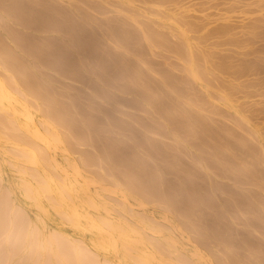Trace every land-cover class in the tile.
Returning a JSON list of instances; mask_svg holds the SVG:
<instances>
[{
	"label": "bare ground",
	"instance_id": "1",
	"mask_svg": "<svg viewBox=\"0 0 264 264\" xmlns=\"http://www.w3.org/2000/svg\"><path fill=\"white\" fill-rule=\"evenodd\" d=\"M60 1L0 0V152L9 154L3 162L16 175L15 180L5 179L0 160V264H208L199 247L214 264H264V193L257 192L264 186V155L259 152L260 159L257 154L262 140L251 118L248 122L242 114L238 117L234 102L225 95H219V105L245 120V127L237 125L246 136L220 128L221 138L214 141L213 133V141L205 139L216 130L208 126L211 119L201 113L195 117L198 110L187 105L190 92L187 101L183 96L192 84L207 92L200 78L203 68L198 70L201 66L192 57L193 41L189 44L186 37L183 46L171 44L170 35L161 40L147 26L149 32L141 28L137 34L125 18L127 9L125 19L115 18L111 29L99 35L86 22L90 15L80 21L72 10L61 8ZM8 20H13L11 25ZM181 28L185 38L189 32ZM106 34L114 37L115 45L106 47ZM133 44L141 49L133 50ZM154 48L170 49L175 60L182 61H175L182 67L173 65L183 74L153 66ZM260 67L253 68L254 75L264 73ZM61 80L83 84L89 92L82 101L68 93ZM113 93L134 95L122 102L146 117L122 112L125 106L117 109L119 104L110 103ZM111 104L116 109H109ZM183 105L191 106L193 114L184 113ZM201 105L196 108L202 112ZM256 137L257 148L249 144ZM96 142L100 147L95 148ZM78 145L83 149L73 152ZM58 149L66 152L63 164L57 160ZM69 151L74 156L77 152L80 165L71 161ZM215 175L232 185L214 181ZM249 180L259 190H241ZM90 185L98 188L91 191ZM214 192L224 196L221 202L216 203ZM105 196L114 204L105 205ZM21 199L35 207L34 221ZM41 199L63 224L91 232L93 250L87 242L49 226ZM149 204L166 212L161 222L146 215ZM89 209L97 213L94 218ZM239 214L245 215L247 231L233 227ZM178 228L196 244L190 257L178 242ZM102 251L112 253L116 261L103 257Z\"/></svg>",
	"mask_w": 264,
	"mask_h": 264
},
{
	"label": "rangeland",
	"instance_id": "2",
	"mask_svg": "<svg viewBox=\"0 0 264 264\" xmlns=\"http://www.w3.org/2000/svg\"><path fill=\"white\" fill-rule=\"evenodd\" d=\"M23 1L26 4L27 3L30 4V2L32 0L31 1L30 0H23ZM56 1L58 2V0H56ZM60 2H62V3H60L59 5L63 4L61 8H63L64 10L66 9L67 12L72 10L74 13H77V14H73V12L71 11V15H77L78 16V17L75 16L78 20L86 19L88 17V15H90L91 17L86 19L87 21L86 20H83V21H86L87 23L89 21L90 24L89 23L88 24L90 26L92 25L93 28L95 27V30L97 32L99 31L98 32L99 35H100L101 30H105V32H103V31L102 32L107 33L108 30H110L111 27L113 26V24L111 26V22L113 21V23H115V18L117 19L119 17L122 19L128 18L127 20L129 22V24H131L132 26L134 25L138 29V31L135 30V31H137V34H139V32H142L143 30L148 31L147 28H151L153 31L155 29V32H153V31L152 32L155 33V35L159 39H161V40L165 39V41H166L167 36L170 35L168 38H170L171 40L170 39H168V40H170L172 42H170V41H168V42H170L171 44L173 43V44L179 45V46H183L185 44L186 37L189 38L190 39V40H188L189 44H190V41H191V43L193 41V43H192L193 45L190 44L192 51H193L192 57L193 58L195 57L194 59L196 62L198 61L197 66H201V68H199L198 70H201L203 68L201 70L202 73H201L200 78L202 80V77H203L202 81H203V83L205 82V87H206L205 90H207V92L206 91L203 92V90H202V92H200L201 90L199 91L200 88H198L199 85H197V84L188 85V87H186V88H189V90L185 88V91H184L185 93L183 95L184 99H186L185 98L186 96L189 97V98H187V99H189L187 105H192L195 108V109L193 108V110L199 111V109H197L196 106H197V104L201 105L200 102H202V105L199 107L202 109V112L200 110L199 113H197L198 112L197 111L195 114V112L191 110L192 109L191 106L184 107L186 105L185 104V105H183V107L185 108V109L183 108L184 113H186L188 111L187 114H190V111H191V115L194 112V116L201 113L202 117L204 115V117L206 119L209 118L208 119L209 121L211 119V122L208 123L211 126L210 125H208V126H209V128H211V129L214 128L216 130L212 129V130H214V132H210V134L208 135L209 137L205 138V139H207V141H213L216 137H217L216 138L217 140H218V137L221 138V136H223V134H224V132L223 133H221V132L224 130H221L220 128H224V129L228 128L229 131H232V133H235V135L237 134V136H238V134H240L242 136L243 135L246 136L244 131H242V129L240 128V127H245V125H246L245 120L238 119V117L242 114L241 116H243L244 119H246V120H248L249 117L251 118V122H249L250 119L248 120V122L251 123L255 127L256 131H258L257 136L259 135L260 141L262 140V142H264V83H262V82H261L262 84L259 83V81H264V73H260V74H256V75L253 74V72H254L253 68H256V66L260 67L261 65H264V28H258L259 25H260V27H261V25H262V27H264V24H262V23H264V22H262V21H264V13H262V12H264V11H261L260 14H257L260 12L259 11L260 8H262V10H264V5H262V4H264V0H262V2L260 0H62ZM90 3H92V6L90 5ZM94 4H96V5L99 4V5L96 6ZM122 6H123V8H122ZM97 8H98V10H97ZM122 9H125V10L121 11ZM126 9H127V11H126ZM128 10H130L129 13H128ZM131 11L133 13H131ZM124 12L127 13L126 14L127 16L129 14V17H127ZM85 14L87 16H84ZM122 14H123V16H122ZM258 15H261L262 18L258 17ZM123 17H125V18H123ZM175 17L178 20L175 21ZM91 18H93L94 20H92ZM172 19H174L173 20L174 22L171 21ZM179 19H181L180 21H182L183 24H182V22H179ZM109 20H110V22H109ZM12 21L13 20H11V21L8 20L7 22H8V24H9V22H11L9 24V25H11ZM104 21H107L110 24H108ZM257 21H258V23H257ZM96 22H100L101 25H97L100 23H96ZM5 23H6V21H5ZM92 23H94V25ZM102 23H103V25H102ZM177 23H179L180 25L182 24L181 26L185 25L186 27L184 26L183 27L184 29H182L179 26V24H177ZM187 23H188V26H187ZM106 24H108V25H106ZM6 25H7V23L5 24V27H6ZM96 26H98L99 28ZM107 26H109L110 28ZM146 26H147V28H146ZM253 26H254V28H253ZM187 27H189V29L191 31H188V29H186ZM136 28H134V29H136ZM141 28H144V29L139 31V29H141ZM179 28L182 29L181 31L186 29L187 30L186 32H189V33H187L188 34L187 36L184 35L185 38H183V35L180 34ZM151 29H149L150 32H151ZM156 30H158V31H156ZM160 30H163V31H160ZM261 30H262V32H261ZM161 32H162V34H161ZM103 33H102V35H103ZM183 33H185V32L183 31ZM51 34L55 35L54 33L50 32V35ZM46 35H49V33ZM137 36H140V35H137ZM108 37L110 39H108ZM111 37L112 36L110 34L109 35L106 34V36L104 35L103 38H105V39L107 38V40L103 39L102 42L105 41V43L107 44L106 47H109V45L111 43L115 42L114 37H112V38ZM172 37H173V39H172ZM251 37H253V38H251ZM100 39H102V38H100ZM111 45H115V43L111 44ZM133 45L135 46L136 44H133ZM133 45H132V47L134 49L131 47L133 50L138 51L139 48L141 49L140 46L136 45V47H134ZM112 47L113 46H110V48H112ZM194 47H195V49H194ZM255 49H257L258 52ZM167 50H169V51H167ZM122 51H123V49H122ZM170 51L171 50L167 49V48H163V49L154 48V50L151 51V53H152L151 56L153 58V60L151 59L152 64H153V66L158 65L157 66L158 68H163V67L169 68L167 70H170V72H172V73L174 72L173 74L175 76L182 75L183 73L179 72L181 70V68H177V67H182V65H181L182 61L179 59L175 60L177 57H175V54L172 55L173 52L170 53ZM153 54H154V57H153ZM199 57H200V59H199ZM175 61H180L179 63H181V64H179L178 62L176 63ZM222 61H225V63L228 64V68L225 64H223L224 62H222ZM169 62L171 63L172 66L169 65L170 64ZM173 63L178 64L177 67L176 66L174 67L175 64L173 65ZM254 63H256L257 65H255ZM219 64H220V66H219ZM179 65H181V66H179ZM221 65H223L224 67L226 66V68L224 69L223 66H222L223 67L222 68ZM260 68L264 69V66H261ZM178 69H180V70H178ZM234 73H237V74H234ZM61 81H63V80H61ZM63 82L64 83L66 82L65 84L68 86V88H67L68 93H70L71 95L74 94L73 96H78V97L82 96L84 98V97H86L85 94H88V92H89L86 87H83L84 86L83 84H80V83L76 84V82H74L75 83V87H74V85H73L74 83H72L71 81L69 82L68 80H65ZM68 83H71L73 86L71 84L68 85ZM255 83H257L258 85L255 86L254 85ZM55 84H57V82H55ZM252 84L255 87H253ZM257 86H259V87H257ZM72 87H74V89H77V90L72 89ZM69 88H71V89H69ZM80 89L82 90V92ZM71 90H73V91H71ZM186 92H188V93H186ZM189 92H190V94H189ZM171 94H172L171 96L174 95V93H171ZM186 94H189L190 96L186 95ZM83 95H85V96H83ZM219 95H222V96L225 95L224 97L227 96L226 97L227 99L229 97L231 100V101L230 100L229 101L234 102V105H235L234 108L236 109L237 113L234 111H231V110H227L223 105L220 106L218 101H217L219 98H221ZM133 96L134 95H132V94H130V95L125 94L124 95V94H119V93L118 94L113 93L111 95V100L114 99L115 102H114V100H112V101L110 100L111 101L110 103L113 102V104L115 106H118V104H119L117 109H120L119 108L120 106H125V104L123 102L125 100H128V98H130V99L134 98ZM82 97L80 100L83 101ZM196 97L199 99L200 102L198 100L196 101V99H197ZM194 98H195V103H196L195 106H194L195 103L192 102L194 100ZM187 99L185 101H187ZM64 100L66 101V98ZM189 102L191 104H189ZM197 102H199V103H197ZM121 103H123V104L121 105ZM114 105L111 104V105H109L110 108L108 106H107V108L113 109ZM202 107L204 108V111H203ZM125 108H127V107L126 106L123 107L122 112L128 111L126 113H129V114L132 113L134 115H136V114L140 115V113L137 112V110L135 111V110H132L130 108H127V109H125ZM114 109H116V108H114ZM235 113L236 114L240 113V114L237 117ZM140 116L146 117V116H142V115H140ZM153 117H156V116H153ZM195 117H199V116H195ZM202 117L200 119H202ZM238 123H239V125L241 123L240 127L237 125ZM208 126L206 124L207 128H208ZM217 130H219V131H217ZM216 131L219 133V135H218V133L216 134ZM213 133H215V134L211 137H212V139L214 137L215 138L212 140L210 138V135ZM256 138L255 139L251 138L249 140V142H251V143H249V144H250V146L255 145L256 146V147L254 146L255 148H257L259 145L261 146L260 151H258L259 150L258 148L260 146L257 148V152H258L257 154H258V157L260 158L261 155H264V146H262V145H264V143L260 142L259 144H257L258 143L257 141L259 138L258 137H256ZM100 143L101 142H99V143L96 142L95 148L97 146L100 147V145H101ZM97 144H99V145H97ZM75 146H74V148H75ZM83 146L79 147V145H78L76 147L78 149H75L73 152L79 150V148H80V150L83 149ZM86 147H84V149H88ZM61 152L62 151L58 149V151H56V157H57V160L61 164H63V160L61 159V157L63 155H65L66 152H62V153ZM259 152L261 153V155H259L260 154ZM71 153L72 152L69 153V158L70 159L72 158L71 161H73L76 164L78 162V164L80 165L79 161L76 160L77 157H75V156H77V152H76L75 156H74V154L71 155ZM8 156H9V154H7L6 152L5 153L0 152V160H1L2 165L4 167L3 168L4 169V177L6 179V178H9V176H11L9 179L15 180V178H16L15 173L13 172L14 173L13 174L12 172H10L12 170L9 169V167L7 166L6 163L4 165V162L6 161ZM58 157H60V158H58ZM260 159H259V161H260ZM261 160L264 161V156H262ZM262 161H260V163ZM260 165H264V163H261ZM260 168L262 169L264 167L260 166ZM88 169L90 170L92 168H88ZM95 170H97V168L96 169L94 168V170H92V171L94 172ZM262 170H264V169H262ZM92 171L90 170L89 172H92ZM97 172H98V170H97ZM97 172H94V173H97ZM88 175L94 176L91 173ZM69 177H71V175ZM167 178H171V176L167 175ZM72 179L74 180V178H72ZM212 179H214V181H216V182H219V183H222V184H225L228 186L232 185V182H230L231 180H229L227 178L224 179L223 177L218 176V175L217 176L215 175V177H213ZM72 182L74 183V181H72ZM251 182L249 180L247 183H250V185H248L247 183L244 186L242 185L241 190L242 189L243 190L248 189V190H255V192L259 189L264 190V186H262L261 188L258 189L259 186L258 185H257L258 187L252 186V185H256V184L251 183ZM106 186H108V185H106ZM97 188H98V185L97 186L90 185L91 191H94ZM260 190L257 192L264 193V191H260ZM213 194H214V198H216L214 200H217L216 203L221 202L222 198L224 197V196L221 197L222 195L219 192L218 193L214 192ZM106 197L107 196L102 198L103 200H105V202H103L104 204L105 203L107 205H110L109 203L114 204V202H111L109 199L107 200L108 197L107 198ZM217 198L218 199L220 198L221 200L220 199L218 200ZM43 199H41L42 200L41 203L48 210L47 216L45 219L46 223L49 226L52 225V227H57V228L61 229L63 232L69 233V234L75 236L76 238H79V239L87 242L90 250H93V248L91 247V244L89 242L90 236H92L91 232L88 231V233H87V231L75 230V229L69 227L67 224H63L62 220H60V216L58 217V214H56V212H54L51 208H49L47 206L48 203H46V201H44L45 199L44 200ZM21 201L24 204V206L27 208V210L31 213L30 214L31 218L34 221V217H33L34 214L33 213L36 211L34 209L35 207L32 205H29L27 200L21 199ZM107 201H108V203H107ZM131 203L134 204V202H131ZM151 205H153V204L146 205L147 207L144 208V212L146 213L147 216L153 217L154 219H157V221L161 222V220L159 218L161 217V215L164 216L166 212L163 211V209H160L162 207H160V208L155 207L158 205H153L154 207H151ZM152 208H153V210H151ZM87 212H88V215L90 218H94V215L95 216L97 215V213H95L91 209L87 210ZM100 212H101V214H104V212H102V210H100ZM111 214L114 217H117V215L113 214V212ZM151 214H152V216H151ZM262 215H264V214H262ZM244 216H245L244 214H241L240 216H238V217H240L239 220H237V222L233 223V227L236 230H238V229H239V231H247L248 230V228L245 227L244 223H243ZM262 217H264V216H262ZM62 224L64 226H62ZM164 231H163V234L167 235L168 232L166 231L167 232L166 233ZM46 233L47 232L45 230L44 231L42 230L43 235H46ZM175 233H177L176 237L178 239V242L180 240L179 243L183 246V251L185 252V254H187V256L190 257V252L196 247V244L190 239L191 235H188V233H186L185 231H183L182 229H179V228H178V230L175 229ZM148 234H151V233L148 232ZM187 235L189 237H187ZM179 236H181V238ZM256 236L258 237L257 233H256ZM182 238H183V241H182ZM187 238L190 240L191 244H190V242L185 241ZM198 249H199V252L205 257V259H207L208 262L207 261L206 262L208 264H210V263L214 264L213 260H212L213 258L211 257L212 258L211 259L209 254L207 253L208 251H205L201 247H199ZM159 250L162 251L161 248ZM188 252H189V254H188ZM101 254L106 259H109L111 261H116L113 254L110 252L102 251ZM205 255L208 258H206ZM191 258L193 260L195 259L192 256H191ZM209 260H210V262H209Z\"/></svg>",
	"mask_w": 264,
	"mask_h": 264
}]
</instances>
